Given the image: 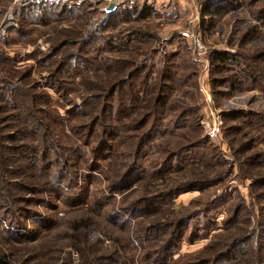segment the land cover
<instances>
[{
	"label": "rangeland",
	"instance_id": "rangeland-1",
	"mask_svg": "<svg viewBox=\"0 0 264 264\" xmlns=\"http://www.w3.org/2000/svg\"><path fill=\"white\" fill-rule=\"evenodd\" d=\"M0 259L264 264V0H0Z\"/></svg>",
	"mask_w": 264,
	"mask_h": 264
},
{
	"label": "trees",
	"instance_id": "trees-1",
	"mask_svg": "<svg viewBox=\"0 0 264 264\" xmlns=\"http://www.w3.org/2000/svg\"><path fill=\"white\" fill-rule=\"evenodd\" d=\"M53 5H56V4H52V6ZM33 7H34V5H32V6H27V7H24L23 9H24V12H27V13H31L32 12V9H33ZM211 7V6H210ZM219 9L218 8H216V9H214V8H206V12H215L216 11V13H217V11H218ZM135 12H136V10L135 11H128V13H125V15L126 16H130V14L131 15H133V14H135ZM141 15V17H145V16H149L151 13H150V11L149 10H147V9H143V11H142V13H140ZM234 59H235V57H234V55L232 56V55H230L228 52H225V51H216V52H214V54H213V56H212V64H214V63H216V65L217 66H225V65H227L228 64V62L229 61H234ZM121 83V82H120ZM120 83H118V84H115V86L113 87V89H112V92L113 93H115V91L117 90V88L120 86ZM122 83H124V82H122ZM147 116H149V115H147ZM152 115H150V117H151ZM149 117V118H150ZM147 122H145V121H143V122H145V124H147L150 120L149 119H145ZM143 124V123H142ZM153 127V126H152ZM155 127V126H154ZM0 264H6L5 262H3V260H1L0 259Z\"/></svg>",
	"mask_w": 264,
	"mask_h": 264
},
{
	"label": "built area",
	"instance_id": "built-area-1",
	"mask_svg": "<svg viewBox=\"0 0 264 264\" xmlns=\"http://www.w3.org/2000/svg\"><path fill=\"white\" fill-rule=\"evenodd\" d=\"M35 0H21L22 3L27 4L30 2H34ZM61 1H67V0H50V2H61ZM211 137H216L218 135V129L216 127H213V129L210 131L209 134Z\"/></svg>",
	"mask_w": 264,
	"mask_h": 264
},
{
	"label": "water",
	"instance_id": "water-1",
	"mask_svg": "<svg viewBox=\"0 0 264 264\" xmlns=\"http://www.w3.org/2000/svg\"><path fill=\"white\" fill-rule=\"evenodd\" d=\"M117 6H118V4L115 1H113L109 4V6L107 7L106 10H107V12L112 13L117 9Z\"/></svg>",
	"mask_w": 264,
	"mask_h": 264
},
{
	"label": "bare ground",
	"instance_id": "bare-ground-1",
	"mask_svg": "<svg viewBox=\"0 0 264 264\" xmlns=\"http://www.w3.org/2000/svg\"><path fill=\"white\" fill-rule=\"evenodd\" d=\"M70 1V0H69Z\"/></svg>",
	"mask_w": 264,
	"mask_h": 264
}]
</instances>
